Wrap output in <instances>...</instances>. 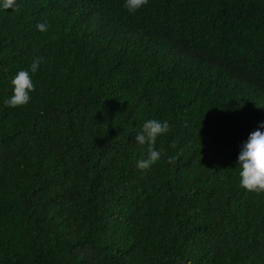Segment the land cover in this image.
<instances>
[{
    "label": "trees",
    "instance_id": "16d2710c",
    "mask_svg": "<svg viewBox=\"0 0 264 264\" xmlns=\"http://www.w3.org/2000/svg\"><path fill=\"white\" fill-rule=\"evenodd\" d=\"M17 3L0 11V264H264V192L236 164L264 121V0ZM33 59L30 101L5 107ZM146 119L169 130L141 171Z\"/></svg>",
    "mask_w": 264,
    "mask_h": 264
},
{
    "label": "clouds",
    "instance_id": "9594fccd",
    "mask_svg": "<svg viewBox=\"0 0 264 264\" xmlns=\"http://www.w3.org/2000/svg\"><path fill=\"white\" fill-rule=\"evenodd\" d=\"M148 0H124V7L129 13H134L144 7ZM17 0H0V11L16 10ZM35 28L39 32L47 31L46 23L37 22ZM41 61L33 59L27 70H18L12 77L10 84L12 94L3 100L5 107L16 108L26 105L30 101V93L34 90L31 74H35ZM169 130L167 120L146 119L137 130L134 137L139 146L147 145L145 158L138 159L135 167L141 171L155 164L161 156V150L155 147L157 138L164 136ZM171 163V160H169ZM238 166L239 186L245 191L264 192V121L258 122L257 128L250 132L247 139L239 146L236 160Z\"/></svg>",
    "mask_w": 264,
    "mask_h": 264
}]
</instances>
